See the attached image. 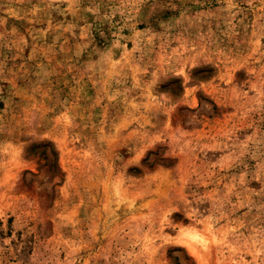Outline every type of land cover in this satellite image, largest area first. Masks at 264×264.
Returning <instances> with one entry per match:
<instances>
[{
    "label": "rangeland",
    "instance_id": "obj_1",
    "mask_svg": "<svg viewBox=\"0 0 264 264\" xmlns=\"http://www.w3.org/2000/svg\"><path fill=\"white\" fill-rule=\"evenodd\" d=\"M0 264H264V0H0Z\"/></svg>",
    "mask_w": 264,
    "mask_h": 264
}]
</instances>
